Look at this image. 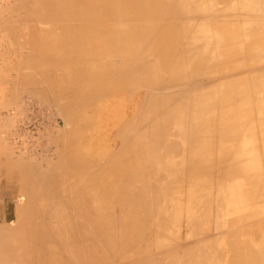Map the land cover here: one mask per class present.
<instances>
[{"label":"bare ground","instance_id":"obj_1","mask_svg":"<svg viewBox=\"0 0 264 264\" xmlns=\"http://www.w3.org/2000/svg\"><path fill=\"white\" fill-rule=\"evenodd\" d=\"M16 2L26 12L15 13V21L33 25L42 21V24L51 27L55 24L57 30L63 33L60 35H64L62 38L64 40L60 41L57 39L59 30L54 34L56 38L52 34L54 27L52 33L48 31L49 34H46L43 28L51 30V27L40 29L42 25L38 23L40 25L37 27L40 26L39 30L43 31L42 34L36 24L32 25L36 27L38 33L40 32L39 34L44 35L41 38L42 36L37 33L41 41L45 36L50 35L54 37V41L57 40L55 41L57 45L62 43L64 47L72 49L76 46L74 49L78 47L77 50L91 49L93 55L92 58L89 57L91 59L98 57L100 62L98 60L99 64L96 66L88 56L86 58L85 55L84 58V50L77 51L82 53L77 55L78 53L73 49L74 55L71 56L75 57L76 54L78 58L73 60L71 57V62L67 64L70 66V76L59 77L53 70L57 78L46 76L44 79L43 76L42 81L38 76L36 77L39 72L38 66L41 65L30 64L32 61L29 54L27 55L26 51L22 53L26 56H22L25 58L21 60L24 64L19 62L21 66L20 64L18 66L21 69L24 65L25 69L29 70L27 77L30 79L28 78V83L22 81V77L26 76L25 73L18 83L26 82L29 86L26 83L20 85L31 87L30 90L32 87L34 90L41 89H37L38 92L45 94L44 97L51 100L57 108L54 109L57 112L61 110L65 114L68 125L66 122L63 123L67 126H64L63 134L60 136V140L63 138L64 142H62L64 148L61 149V156L59 150H56L61 160L57 158L58 161L55 159L54 163L49 160L51 165L45 164L49 166L47 168L42 164L43 168L40 169L42 172L37 169L41 167L39 161L38 165H35L37 168L31 167L39 171L35 172L38 174L35 176L34 186L29 185L33 183L29 174L31 181L27 177V170L30 168L26 169L25 165H13L26 171L19 174L21 177V180L18 179L19 187L21 186L20 189L24 191L21 192L23 197L19 202L22 209L23 206L29 209L26 211L23 209L24 212L16 214V218H19L16 222L0 224V264H264V230L262 223H259L264 220L262 170L264 168L261 164L263 162L261 155H255L260 152L258 135L260 134V139L263 136L260 132L264 133V130L256 131L258 125L261 127L260 122L263 120L261 116L264 117V108L261 107L264 106V90L259 89L263 91L260 96L259 92L255 94L254 87H252L253 92L252 89L249 90L251 80L245 85V81L248 80V74L245 72H242V79L239 78L243 68L257 66L264 60V0H16ZM222 2L224 4H220ZM7 7L9 9L10 6ZM7 7L3 8L7 9ZM18 25L21 26L20 23ZM26 25L31 27L30 24ZM22 26H24L22 30L28 35L29 27ZM34 36L30 35L37 41ZM50 39L48 44L53 40ZM20 43H24L22 39ZM28 44L37 45H34L35 42ZM23 45L21 47L27 46L25 49H30L29 45L25 46V43ZM60 48L57 49L59 52ZM32 49L31 47L30 50ZM51 49L50 52L46 51L49 52L46 53L48 56L53 54ZM63 49L66 48H62V51ZM248 49L249 53H246ZM251 49L256 52L251 54ZM67 51L69 49L64 52ZM30 53L32 54L30 57L35 58L34 52ZM69 53H67L68 58H70ZM249 55L250 57L246 58ZM27 56L30 63L25 64ZM39 56L43 55H38L37 58ZM48 56L43 57L48 60ZM55 57L54 53L53 58ZM39 58L38 62H42L43 60ZM47 60L46 63H49ZM51 60H55L52 59V55L48 61ZM46 63L43 64L48 65ZM65 63L56 69L65 67ZM53 64L51 62L50 66ZM263 67L261 68L264 70ZM261 68L258 67L255 73L258 72L259 75ZM48 72L45 71L46 75L49 74ZM249 74L255 76L254 73ZM263 74L264 71L261 75ZM243 77L247 80L244 81ZM15 78L17 81V76ZM16 81L13 83L17 84ZM257 83L254 82L251 86L253 84L260 86ZM245 86H249V89L246 90ZM113 88L116 93L111 94V97L109 91ZM34 90L32 91L35 92ZM37 90L34 95L37 94ZM259 90L257 88V91ZM14 91L12 92L16 94ZM108 93L111 98L115 95L113 98L116 99L115 102L111 98L110 101L109 96L105 97ZM34 95L26 98L25 109L18 115L16 126L11 131V139L19 155L26 151L29 152L28 156L42 154L41 158L48 160L54 155H49L54 149L51 138L57 132L59 136L62 131L60 130V134V131H57L60 122L56 119L57 112L54 116L55 111L50 108L52 104L48 101L50 104L48 106L43 101L47 99H41L43 101L41 102L36 100ZM96 95L104 96L109 102H114L113 104L108 102L111 108L116 105L113 111L114 122H107L108 118L106 119L107 124L112 123L109 127L111 129L109 131L111 134H108L109 140L106 138L105 141L104 138L107 137L105 135L103 139L99 136L100 140L106 142L105 149L103 148L98 155L95 153L96 157L81 153L82 156L80 152H84V146L80 148L79 153L77 147L81 144L78 141L81 138L83 140L84 137L80 140L78 138L77 147L75 137L78 135H76L77 130L84 128L85 124L78 129L73 124L77 126L82 124L79 121H82L83 116L86 115L85 109L87 110L93 103L94 106L99 104L97 99L99 97ZM94 98L98 101L96 104L93 102ZM126 98H130V102ZM105 102L108 105L107 101ZM100 104L104 105V101ZM102 107L107 109L105 105ZM118 107H122V110ZM131 107L134 108V112L129 111ZM254 107L259 111L260 119L256 117L259 123L257 126L254 116L251 118ZM102 109L104 112L100 114L105 115V109ZM95 112L92 113L96 114ZM110 114L113 113L110 112L107 116ZM103 115H99L100 118L103 119ZM97 117H90L97 120V124L91 122L95 124L93 130L97 125L100 129L104 125V123L98 124L100 119ZM105 118L101 121H105ZM110 118L108 120L112 119ZM107 124L105 123L104 126L106 127ZM105 129L100 130V135L102 133L103 136ZM85 130L87 131V128ZM98 130L96 128V131ZM106 130L109 133L108 128ZM91 131L92 129L90 133ZM47 134L50 141L46 140ZM87 134L86 132L84 135L91 138ZM81 135L83 136L82 133ZM4 139H2L3 143ZM263 139L264 137L261 140ZM90 140L87 139L84 143ZM97 141L95 140L94 143ZM252 141L255 144L249 147ZM256 143L258 146H255ZM102 145H97L98 149L102 148ZM202 145L204 147L209 145L203 151L210 150L211 155L206 152V157L204 156L200 148ZM95 147L93 148L96 150ZM160 147H165L166 149H163L171 154L179 151L178 157L181 158H177L176 153L175 158L178 160H173L174 154L170 158L167 152L162 154L164 150L159 149ZM215 147L221 150L219 155L225 153L220 156L222 161L213 157L217 156L214 153H218L216 151L213 153ZM91 149L92 147L89 150ZM157 150H161L162 155L156 153ZM198 150L199 153L202 152L200 153L202 157L199 156L200 154L197 155ZM238 150L243 151L229 159V156ZM150 152L154 155L147 157L146 153ZM164 155L173 160L172 164H164L169 162L163 157ZM45 156L48 157L44 158ZM236 158L239 161L235 162ZM214 159L222 164L228 161V165L223 167L224 164L220 166L217 163L218 167L217 164L212 163ZM155 161L159 164L155 163L158 166L156 171H151L153 172L151 175L152 173L147 172L146 168H152L151 164ZM216 166L218 172H215ZM6 169L10 176L15 175L10 173L8 168ZM17 171L16 169L14 172L17 173L16 176L19 173ZM161 179L166 181L167 188L170 187L168 190L171 188L174 190L176 186H180L177 188L180 190H176L177 192L174 190L175 194L170 190L173 195L169 196V193L165 195L164 192L168 190L163 187ZM30 186L31 190L28 189ZM27 199L37 203L29 201L27 205ZM241 200L251 203L250 212L234 214L233 218L228 220L226 218L223 221L217 220L226 215V211L216 212L218 207L226 210H233V207L240 209L238 201ZM171 201L178 205H173ZM210 201L216 203L212 206ZM185 207H187L186 213ZM173 210L175 215L170 220L172 216L169 215ZM214 210L216 213L214 217L217 218L212 220L215 223L210 221V214ZM203 222L208 223L209 226L199 229V223ZM211 223H213L212 228ZM212 231L217 235L215 239L217 241L213 240L215 245L219 246L216 253L211 250L218 249L213 241L211 244ZM167 232L176 233L174 236L172 233L169 236L168 233L169 240L173 238L174 241L168 240ZM224 244L225 246L231 244L230 250H225ZM243 244H246V247ZM207 246L209 248L204 251L202 248ZM220 247L224 248L220 249ZM208 249L212 252L210 253ZM228 251L231 254H227ZM229 255L231 257H228Z\"/></svg>","mask_w":264,"mask_h":264},{"label":"rangeland","instance_id":"obj_2","mask_svg":"<svg viewBox=\"0 0 264 264\" xmlns=\"http://www.w3.org/2000/svg\"><path fill=\"white\" fill-rule=\"evenodd\" d=\"M221 1H222V0H221ZM9 2H10V3H9ZM14 2H15L16 4H15ZM238 2H240V1H238ZM0 3H1V4H0V21H1V23H0V94H1V95H0V100H1V101H0V135H1V136H0V137H1V138H0V141H1V142H0V213H1V212H4L5 214H7V217H6V216H5V217H0V224H4V225H5V224H8L9 221H12V223L16 222V220L19 219V218H16L17 215H18V213L20 214V212H24V210L26 211L27 209H29V208H26V206H23V209H24V210L22 209V207H20V206H22L21 203H20V202H21L20 200H21L22 197H23V196H21V195H23V193H21V192H24V191H23V189H20L21 186L19 187V180H21V177H19V176H20L21 173L24 171V169L21 168V167H16V166H18V164H19L20 166H24V165H25L24 167H25V168L27 167L26 169H28V168L32 169V170H31L32 173H30V171H29L30 169L27 170V171L29 172V173L27 172V177H28V180H29V181H31L30 179L32 178V182H33V183H31V184L29 183V185L34 186V179H35V176L38 174V173H35V172L37 171V169H38L39 171H41L40 169H42L43 166H45L44 168L49 167V166H46L45 164L49 163V164L51 165V163H52L55 159H56L57 161H58V159L61 160V157H60L61 154H62V150H61V149H63L64 146H63V144H62V142H63V138L61 137V138H62V139H61L62 141H61V140H60V136L63 134L64 128L68 125L67 122H66L67 120H66V118H65V116H64L65 114L62 113L61 110H59L61 113H60L59 111L57 112V110H56L57 108L54 107L55 105L52 104L51 100H48V98H45V97H44L45 94L42 95L40 91H39V92H40V95L38 94V93H39L38 90H41V89L37 88V89H38V90H37V89L35 88V90H34L33 87H32V89L30 90L31 87H25L24 85H20V84H25L26 82H27V83L29 82V81H28V78H29V77H27V73H29V70L27 71V70L25 69V66H24V65H22V67L24 66V68L21 67V69H20V67H19V66H21V64H24L23 61L21 62V60H22V58H23V60L25 59L24 57H22V56H25V54H22V53H24V52L26 51L25 53H27V55L29 54L28 56H29V58H30L31 61H32V62L30 63V60L28 59V56H27L26 60L24 61L25 64L29 62L30 64H32V63H36V65H41V66H42V67H41V66H38V68H39V72H38V73H39V74L37 73V75H36V77L38 76V77H39L38 79H41L42 81H43V78H44L43 76H45L44 79H46V76L49 77V78H53V77H54V78L56 79L57 77H56V75L54 74V72H55V73L57 74V76H59V77H61V76H63V75H65L66 77H67V75L70 76V75H69V74H70V72H69V71H70V70H69L70 66L67 65V64H69L68 62H71V57H72L73 60H74V58H75V59L78 58V57H76V54H75V57L71 56L72 54L74 55V50H76V53H78L77 55H79V54L81 55L82 53H79V52H82V51L84 50V51H83V56H84V58H85V55H86V58H88L89 56L92 58V55H93V54H92V52H91V49H88V48L86 49V48H85V49H80V50H81V51H80V50H77L78 47H77V49H74L76 46H74V47L72 46L73 49H74V50H73V49L70 48V47H68V48H67L66 46L64 47L63 45H61L62 43H60V45L58 44L59 47H61V48H60L61 51L59 52V51H58V50H59V49H58L59 47H58V45H57V42H56V44H55V41H57V40L54 41V39H53L54 37H53V36H50V35H49L48 37L45 36L46 39H45V37H44V39H42L43 41H41L40 38H39L38 35H37L38 31H40V30H39L40 26H39V28H38L37 25H40V24L42 25L40 29H42V27H45V28H46V27H51V26H48V24H42V23H43L42 21H40V22H36V23H35L36 25H35V24H34V25L38 28V31H37V29H35L36 27H33V26H34L33 24H31V23H26V22H25V23H22V22H19V21H18V22L20 23V25H21V26H19V25H18L19 23H18L17 21L14 20V14H15V13H16V14H17V13H18V14H19V13H24V12H26V10H25V9L23 10L22 8H20V6L17 5L18 2H16V0H1ZM5 3H6V4H5ZM13 3H14V5H13ZM229 3H230V2H229ZM9 4H10V5H9ZM220 4H224V3L222 2V3H220ZM12 5H13V6H12ZM2 6H3V7H4V6H6V7H7V6H10V7H9V9H8V7H7V9H6V8H3ZM19 8H20V9H19ZM12 9H13V10H12ZM18 9H19V10H18ZM12 11H13V12H12ZM19 11H20V12H19ZM1 14H2V15H1ZM8 14H9L10 16H9ZM3 15H4L5 17H4ZM4 18H5V19H4ZM9 18H10L11 20H10ZM241 18H242V17H241ZM243 18H244V17H243ZM246 18H247V17H246ZM246 18H245V19H246ZM258 19H261V18L258 17ZM2 20H3V22H2ZM14 21H15V22H14ZM16 22H17L18 24H17ZM9 23H10V24H9ZM12 23H13V25H12ZM15 23H16V24H15ZM38 23H40V24H38ZM5 24H6V25H5ZM14 24H15V25H14ZM26 24H28V25L30 24L31 27L27 26ZM7 25H8V28H7ZM22 25H25L26 27H29L30 30L28 29V33H27L29 36L26 35V34L24 33L25 31L22 30V28L24 27V26H22ZM32 25H33V26H32ZM4 26H5V27H4ZM15 26L18 27V28H15ZM32 27H33V28H32ZM53 27H54V28H53ZM10 28H11L12 30H11ZM14 28H15V29H14ZM20 28H21V29H20ZM52 28L54 29V33H52V31H53ZM55 28H56V29H55ZM8 29H10V30L8 31ZM34 29H35V30H34ZM47 29H49V30H47ZM32 30H34V31H32ZM46 30H47V31H46ZM58 30H59V29H58ZM58 30H57V27L55 26V24L52 25L51 30H50V28H46V29L43 28V31H44L46 34H49V32H50V33H52L53 35L55 34V32L57 33ZM15 31H16V32H15ZM41 31H42V30H41ZM41 31H40V32H41ZM43 31H42V32H43ZM48 31H49V32H48ZM59 31H60V32H58V34H59L60 38H61V39L64 38V35H60V34H63V33L61 32V30H59ZM20 32H21V33H20ZM31 32H33V33L35 32V33L33 34V33H31ZM40 32H39V33H40ZM42 32H41V33H42ZM29 33H30V34H29ZM39 33H38V34H39ZM19 34H20V36H19ZM22 34H24V35H22ZM42 34H43V33H42ZM42 34H39V35L42 36ZM46 34H45V35H46ZM52 34H51V35H52ZM58 34H57V36H58ZM30 35H31V36H34V35H35L34 37H36V40H37V41H35L33 37H30ZM36 35H37V36H36ZM262 35H263V34H262ZM21 36H22V37H21ZM27 36H28V37H27ZM41 36H40V37H41ZM43 36H44V35H43ZM43 36H42L41 38H43ZM54 36H55V35H54ZM59 36L57 37V39H59L60 41H63L64 39L61 40V39L59 38ZM15 37H16L17 39H15ZM37 37H38L39 39H38ZM26 38H28L29 40L26 39ZM47 38H48V39H47ZM50 38H52L53 40L51 41L50 44H48V43L50 42V40H51ZM55 38H56V36H55ZM262 38H263V37H262ZM21 39H22V43H23V42L25 43V46H26V44H27V45H29L28 48L31 49V47H32L34 50H33V49H32V50H30V49H25L27 46H26V47H21V45L24 46V45H23L24 43H23V44L20 43V42H21ZM23 39H25L27 43H26L25 40H23ZM30 39H31V40H30ZM32 39H33V40H32ZM16 40H17V42H18L19 44H18L17 42H15ZM39 40H40V41H39ZM45 40H47V41H45ZM11 41H12V42H11ZM28 41H29V42H28ZM32 41H34L35 44H34V42H32ZM38 41H39V43H38ZM13 42H14V43H13ZM47 42H48V43H47ZM28 43H33L34 45L37 44L36 46H38V45H39V46H38V47H36V46H32L31 44H28ZM40 43H41V46H43V48L46 47V48L48 49V47H50V46L52 47V49H51V47L48 49L49 52H50V49H51V52H53V54H51V55H52V59H53V60L55 59V60H54L55 62L51 60L52 64L54 63L52 66H50V65H51V62L48 61V60H50L51 55L49 54L50 57L47 55L49 52H46V51H48V50H47L46 48H44V49L41 48ZM42 43H43L44 45H42ZM58 43H59V41H58ZM54 44H55L56 46H55ZM54 46H55V47H54ZM62 46H63V47H62ZM252 46H253V45H252ZM57 47H58V48H57ZM23 48H24V49H23ZM36 48H37V50H36ZM40 48H41L42 50H41ZM53 48H55V49H53ZM56 48H57L58 50H57ZM62 48H66V49H63V51H62ZM38 49H40L42 52H41L40 50H38ZM68 49H69V51H73V53H72V52L69 53V51L64 52L65 50H68ZM70 49H72V50H70ZM261 49H262V47H261ZM20 50H21V51H20ZM53 50L59 52L60 54L57 53V52H54ZM251 50H252V49H251ZM18 51H19V52H18ZM27 51H28V52H27ZM31 51L34 52V53H33V57L35 56V58H37L38 55L48 56V60H47L46 57L39 56L40 58H39V57H38V58L41 59V60H43V61H42V62H41V61L38 62V61H39L38 58H37L36 60H35V58H31V57H32V54L30 53ZM77 51H79V52H77ZM85 51L90 52V53H87V52H86V54H85ZM39 52H40L41 54H40ZM44 52H45V53H44ZM254 52H256V51H254V49H253L252 52H251V54H253ZM263 52H264V50H263ZM263 52H262V53H263ZM35 53H36V54H35ZM37 53H38V54H37ZM42 53H43V54H42ZM46 53H47V54H46ZM54 53H55V56H56L55 58H53ZM64 53H65L66 55H65ZM67 53H69L68 55L70 56V58H68ZM246 53H249V49L246 51ZM21 54H22V55H21ZM30 54H31V57H30ZM44 54H45V55H44ZM61 54H62V55H61ZM63 54H64V55H63ZM58 55H59V56H58ZM61 56H63V58H62ZM65 56H66V57H65ZM87 56H88V57H87ZM25 57H26V56H25ZM41 57H43V58H41ZM80 57H82V56H80ZM90 57H89V59H91ZM249 57H250V55H249V56H246V58H249ZM58 58H59V59H58ZM61 58H62V59H61ZM65 58H66V59H65ZM67 58H68V60H67ZM82 58H83V57H82ZM93 58H94V59H91L90 61H91V62L93 61V63L95 62V65L98 66V64H99V62H100V58H98V57H97L98 59H97L96 57H93ZM95 58H96V59H95ZM64 59H65V62H67V63H65V62L63 61ZM33 60H34V61H33ZM45 60H47V62H49L50 64H49V63H46ZM56 60L58 61V63H56V62H57ZM95 60H97V61H95ZM98 60H99V62H98ZM35 61H36V62H35ZM59 61H60V62H59ZM62 61H63V62H62ZM19 62H21V64H20ZM43 63H44V64L46 63V64H48V65H44ZM59 63H61V64H59ZM64 63H65V67L62 66L63 68L56 69V68H58V67H61V65L64 64ZM18 64H20V65L18 66ZM55 64H56V65H59V66H56ZM54 65H55L56 67H55ZM263 65H264V60H262L260 63H258L257 66H253V65H251V67L243 68V69L241 70V74H242V75H239L240 77L238 76L239 78L242 79V76H243V73H242V72H245V73L248 74V75H247L248 80H247L245 77H243V78H244V81H245V80L248 81V83H246L247 81H245V85L249 84V80L252 81V79L255 78V79H253V81L255 80L254 82H258L259 84H258V83H257V84L260 85L261 87H260V86H257V85L254 86L255 84H253V86H251V84L254 83L253 81H252V82L250 81V84H249L250 89H249V86H245V87H247L246 90H248V89L251 90L252 87H254L253 89H255V91H256L255 94H257V92H259V96H260V94L262 95V92H263V91H260V90H264V84H263L264 82H263V83L261 82V81H264V80H263V76H264V74L261 75L262 72L264 71V70L261 68V67H263ZM43 66H44L45 68H44ZM46 66H47V69H46ZM48 66H50L51 69H52V67H53V68L55 67L54 69H52V72H53V70H54L53 74H52V72H51V69H50ZM258 67L261 68V69H260L261 71L259 72V75H258V72L255 73V71H258V69H257ZM48 68H49V69H48ZM263 68H264V67H263ZM18 69H19V70H18ZM22 69H23V70H22ZM44 69H45V70H44ZM254 69H256V70H254ZM40 70H41V71H40ZM55 70H56V71H55ZM59 70H60V72H59ZM262 70H263V71H262ZM18 71L20 72V74H19ZM45 71H46V72L49 71V72H48V73H49V74H48L49 76L46 75L47 73H45ZM57 71H58V72H57ZM65 71H67V72L65 73ZM43 72H44V75H43ZM250 72H251V73H254L255 76H254V77L251 76V74H249ZM25 73H26V76H25V77H22V76L25 75ZM40 73H41V75H42L41 78H40V76H41ZM50 73H51V75H50ZM59 73H60V75H58ZM245 73H244V76H246ZM17 74H18V75H17ZM235 74H236V73H235ZM53 75H54V76H53ZM252 75H253V74H252ZM16 76H17V81H16V78H15ZM51 76H52V77H51ZM256 76L258 77V80H257V81H256V78H257ZM12 77H13V78H12ZM18 77H19L20 79H19ZM21 77H22V81H23V82L26 81L25 83H23V82H22V83H18L19 81L21 82ZM238 77H237V78H238ZM252 77H253V78H252ZM9 78H10V80H9ZM14 78H15V79H14ZM23 78H25V79H27V80H25V79H23ZM250 78H252V79H250ZM261 78H262V79H261ZM13 79H14V80H13ZM29 79H30V78H29ZM6 80H8L9 82H8V81L6 82ZM15 81L17 82V84H16V83H13V82H15ZM260 82H261L262 85L260 84ZM8 83H9V84H8ZM27 83H26V84H27ZM4 84H5V85H4ZM13 84H14V85H13ZM26 84H25V85H26ZM18 85H19V86H18ZM27 85H28V84H27ZM39 85H40V84L38 83V86H39ZM13 86H14V87H13ZM20 86H23V87H20ZM28 86H29V85H28ZM18 87H19V88H18ZM11 88H13V89H11ZM22 88H23V89H22ZM24 88H25L26 90H25ZM28 88H29V90H28ZM257 88H258V90H259L260 88H261V89H260L259 91H257ZM4 89H5V90H4ZM16 89H17V90H16ZM20 89H22V91H20ZM114 89H115V88H113V90H114ZM253 89H252V92L254 91ZM14 90H15V91H14ZM27 90H28V91H27ZM32 90H34L35 92H33ZM36 90H37V94L34 95V94L36 93ZM113 90H112V91H111V90L109 91V93L111 92L110 95L113 94V93H116L115 90H114V91H113ZM12 91L16 92L17 95H16L15 93H13ZM31 91H32L33 93H32ZM124 91L126 92V90H124ZM124 91H123V92H124ZM250 92H251V91H250ZM12 93H13V94H12ZM109 93H108L105 97L108 98ZM263 93H264V92H263ZM14 94H15V95H14ZM18 94H21V95L19 96ZM121 94H122V93H121ZM127 94H128V93L126 92L125 95H127ZM26 95H27V97H26ZM30 95H34V98H35V99L37 98L36 100H38V101H41V102L44 101V103L47 104L48 106L50 105L49 103H51L52 105H50V108L52 107L51 110H52L53 112L55 111V112L53 113L54 116H55V113H56V112L59 113V114L56 113V119H57V120L59 119L58 121L60 122V125H59V128H58L57 131H60V130H61V131L63 130V131H62V133H61V131L59 132V134L61 133L59 136H58V132L54 135L53 138H56L55 140H54L53 138H51V140H53V141L51 142V143H52L51 145H52V146L54 145V149H55V151H54V149L52 150V152H51L49 155H51V154L53 155V154H54V155H53V158H48V160H47V158H46V157H48V156H45V157H44V158H46V159L41 158V157H42V154H41V156H40L39 154H36L38 157L35 156V154H34V156L31 155V156H33V157L28 156V155H29V152H26V151H23V152L26 153V154L23 153V154L19 155V151L17 150V148L15 147V144H14L13 140L11 139V131H13L14 128H15V126H16L17 119H18V115H20V114L23 113V111H24V109H25L24 107L26 106L24 102H26V98H28V96H30ZM37 95H39V96H37ZM41 95H42V96H41ZM122 95H123V94H122ZM15 96H16V97H15ZM257 96H258V95H257ZM39 97H43V98H39ZM46 97H47V96H46ZM96 97H99V98H100V100H99V98H97L98 101H99V104L97 103L98 101H96V99H95ZM96 97L94 98L95 101L93 100V102H95V104L97 103L98 105L96 104V106H94V103H93V105L91 104L92 106L90 105V106L87 108V110L85 109V112H84V113H85L86 115L83 114V115H85V116H83L82 121H79V122H82V124L80 123V125H78V126H77L76 124H73V125L76 126L77 129H78V127H81V125H84V124H85V125H84V128H85V129L87 128V131H86L83 127H82V128H83V131H81L82 128H79V129H80L79 131H81V132H79V131L77 130L76 135H77V134H78V135L75 137V144H76V147H77V144H78L79 142L81 143V144H78L79 146L77 147L78 153L81 151L80 148H82V146H84V152L81 151L80 154H81V153H84L83 155H87V154H88V156L91 154V155H90L91 157H94V156L96 157V154H95V153H97V155H98L99 152L101 153V152L103 151V148L105 149L106 146H104V145H106V142L100 140V137H99V136H101L102 139H103L105 136H107V137H105L104 139H105V141H106V138H108V140H109V135L111 134V133L109 132V131H111V129H110L109 127L112 126V125L110 126V124H112V123H110V124L108 123V124H107V122H108V121H109V122H110V121L114 122V121H113V119H114L113 116H114V113H115V112H113V111L115 110V107H116V105H114L115 107H114V108H111V104H113V103L115 102V100H116V99H113V98H115V95H113V98H111L112 95H111V97L109 96V100H110V101H111V99L114 100L113 103H112V102H109L107 98L105 99L104 96H103L104 98L101 97V95H99V96L96 95ZM5 98H6V99H5ZM8 98H9V99H8ZM10 98H11L12 100H11ZM23 98H25V99H23ZM102 98H103V100H102ZM110 98H111V99H110ZM39 99H40V100H39ZM41 99H47V100H43V101H42ZM126 99H127V101L129 100L128 102H130V98H129V99L126 98ZM2 100H4V101H2ZM258 100H259V98H258ZM258 100H257V101H258ZM48 101H49V103H48ZM103 101H104V105L107 106V109H109L108 111H107V109H105L106 107H102V106H104V105L101 106L100 103H101V102L103 103ZM105 101H107V104H108V105L105 104V103H106ZM108 102L111 103V104H109ZM259 102H260V106H261V100H260ZM15 103H16V104H15ZM22 104H23V105H22ZM257 104H259V103H257ZM257 104H256V105H257ZM109 105H110V106H109ZM256 105H255V106H256ZM263 105H264V102H263ZM93 106H94V107H97V108L94 109ZM100 106H101V108L98 109V107H100ZM253 106H254V105H253ZM21 107H22V108H21ZM90 107H91V108H90ZM256 107H257V106H256ZM261 107H262V109L264 108V106H261ZM261 107H259V108H261ZM54 108H56V109H54ZM102 108L105 109V112H106L107 114H106V113H104L105 115L100 114V113L104 112V110H103ZM118 108H119V107H118ZM88 109H89V110H88ZM92 109H94V110H92ZM119 109L122 110V107L119 108ZM119 109H118V110H119ZM252 109H254V110L252 111V112H254V114H252V112H251V115H252L251 118L254 116V119L256 120L255 123H256V126H257V125L259 124V123H258V119H260V118L258 117V115H259V111H258L257 108L255 109V107L252 108ZM98 110H99V112H98ZM131 110H133V112H134V108L131 107V108L129 109V111H131ZM90 111H91V112H90ZM95 111H96V112H95ZM109 111H110L111 113H113V114H110V116L112 115V117H113V118L111 117L112 119L110 118V116H107V115H109V113H110ZM92 112H95L96 114L99 113V114L96 115V114H94V113H92ZM97 112H98V113H97ZM108 112H109V113H108ZM255 112H257L258 114L255 113ZM91 113H92V114H91ZM59 115H60V116H59ZM62 115H63V116H62ZM99 115H103V116H104V117L102 116L103 119L100 118ZM255 115H256V116H255ZM95 116H96V117L99 116V117H97L98 119H100V120H98V121H99L98 124H100V125H103V123H104V125H105V123L107 124L106 127L108 128V132H109V133H107V130H106L107 128H106L104 125H103V127L101 126V127H102L101 129H103V128L105 129V128H106V129H105V132H106V133L104 132L105 134L103 133V136H102V133H101V135H100V130H101V129L98 128V125H97L96 128L99 129V130L96 131V128H94V130H93L92 127H93V126L95 127V124H97V120H96L95 118H92V119H91L90 117H95ZM106 116H107V117H106ZM12 117H13V118H12ZM16 117H17V118H16ZM85 117H87V118L85 119ZM88 117H89V118H88ZM105 117H106V118H105ZM256 117H258V119H256ZM8 118H9V119H8ZM104 118H105V121H101V120H104ZM107 118H108V119L110 118L111 120H108ZM251 118H249V119H251ZM261 118H263V120H261V122L259 121L261 127H259V125H258L257 128H256V131H259V129H260V131H261V130H264V129H263V126H264V117L261 116ZM10 119H11V120H10ZM87 119H88V121L90 120L89 122H90V124H92L91 126H90L89 122L86 121ZM106 119H107V122H106ZM83 120H85V121H83ZM91 120H92V121H91ZM95 120H96V121H95ZM245 120H246V118H245ZM61 121H62V122H61ZM100 121L102 122V124H101ZM262 121H263V122H262ZM65 122H66L67 125H64ZM83 122H84V123H83ZM91 122H93V123L96 122V123L93 125V123H91ZM63 123H64V124H63ZM86 123H87V124H86ZM78 124H79V123H78ZM262 124H263V126H262ZM61 125H62V126H61ZM88 125H89V126H88ZM100 125H99V127H100ZM64 126H65V127H64ZM62 127H63V128H62ZM88 127H89L90 129H89ZM258 127H259V128H258ZM4 128H5V129H4ZM60 128H61V129H60ZM91 129H92V131H91V133H90V130H91ZM109 129H110V130H109ZM5 130H6V132H5ZM84 130H85V132H84ZM189 130H190V129H189ZM3 132H5L6 134L3 133ZM9 132H10V133H9ZM86 132L88 133V134H87L88 137L91 136V138L89 137L91 140L85 136V135H86ZM92 132L97 133V135L94 136V135H93L94 133H92ZM101 132H103V130H102ZM189 132L191 133V131H189ZM189 132L187 133L188 135H189ZM7 133H8L9 136L7 135ZM81 133L83 134V136L81 135ZM260 133H261V135H263V136H261L260 139H259V135H260V134H259V132L257 133V134H259V135H258V142H259V143L257 142V143L259 144V146H258L257 143H256L257 145H255V146H258V147H259V148H258V147H257V148H258V150H260V152H257V153L254 152V153H255V155H259V156L261 155V157H260V158H261V162L263 161L261 164H262V168H264V167H263V166H264V165H263V164H264V150L262 151V148L264 149V143H263V140H264V139L261 140L262 137H264V133H263V131H261ZM262 133H263V134H262ZM79 134H80L81 136H80ZM84 134H85V135H84ZM89 134H90V135H89ZM91 134H92V135H91ZM108 134H109V135H108ZM104 135H105V136H104ZM3 136H4V137H3ZM57 136H58V138H57ZM47 137H48V134H47V136H46V140H49V141H50V138L48 139ZM81 137H84V139L82 140ZM85 137H86V139H85ZM92 137H94V138L96 137V138H95L96 141H97V138L99 137V138H98V141H97L96 143H94L95 140H93L94 138L92 139ZM189 137L191 138L190 135H189ZM4 138H5V139H4ZM78 138H79V140H80V138H81V140L78 141ZM249 138H250V137H249ZM253 138H254V137H253ZM2 139H4V143L2 142V141H3ZM9 139H11V140H9ZM57 139H58L59 141H58ZM87 139L90 140V141H89L90 143L88 142L89 144H88V143H84V142L87 141ZM254 139H255V138H254ZM56 140H57V141H56ZM84 140H85V141H84ZM108 140H107V142H108ZM189 140L191 141V139H189ZM250 140H251V139H250ZM260 140H261V141H260ZM77 141H78V143H77ZM91 141H93V142H91ZM100 141H101V143H99ZM253 141H254V140H253ZM253 141L251 142V144H249V145H250L249 147L254 146L255 142H254V144H253ZM53 142H54V143H53ZM59 142H60V143H59ZM102 142H103V143H102ZM56 143L61 144V145H59V146H62V148H59V149H58L59 146H58ZM63 143H64V142H63ZM92 143H93V146H92ZM98 143H99V144H98ZM104 143H105V144H104ZM55 144H56V145H55ZM90 144H91V145H90ZM96 144H97L98 146L103 144V145H102V148L98 149V146H97ZM2 145H3V146H2ZM5 145H6V147H5ZM11 145H12V146H11ZM85 145H86V146H85ZM87 145H88L89 147H88ZM1 146H2V147H1ZM80 146H81V147H80ZM94 146L97 147L96 150H97L98 152L93 148ZM206 146H207V145H206ZM206 146L204 147V146L202 145V147H200V148L202 149V150H201V149H200V150L203 152L204 156L206 155V154H205L206 152L209 153V151H210V150H209V151H208V150L203 151V149L208 148L209 145H208L207 147H206ZM215 146H216V145H215ZM55 147H57V148H55ZM91 147H92V149L89 150ZM96 147H95V148H96ZM100 147H101V146H100ZM189 147H190V142H189ZM203 147H204V148H203ZM15 148H16V149H15ZM85 148H86L87 151L85 150ZM161 148H162V149H161ZM163 148H165V147H160V148H159V149H161V150H164L163 152H162L161 150H159V151L157 150L156 153L159 152V155L161 154V152H162V154H165V152L168 153V151L165 150L166 148H165V149H163ZM260 148H261V149H260ZM4 149H5V150H4ZM93 149L95 150V151H94V155H92V154H93V152H92ZM218 149H219V148L215 147V148H214V151H213V153H214L215 151L218 152V153H214V155L216 154L217 156H213V154H212V156H213V157H216V159H219L220 156L222 157L223 155H225V153L223 154L222 152H221V153H222L223 155H222V154L219 155V152H220L221 150H218ZM2 150H3V151H2ZM6 150H7V151H6ZM8 150H9V151H8ZM56 150H57V151L59 150L60 156L58 155V152H57ZM60 150H61V151H60ZM82 150H83V149H82ZM88 150H89V152H88ZM101 150H102V151H101ZM200 150L197 151V155H199L200 153H202V152L199 153ZM217 150H218V151H217ZM16 151H17V152H16ZM241 151H243V150H238L237 152H234L233 154H231V155L229 156V159H231V157L233 158L237 153H240ZM261 151H262V152H261ZM1 152H2V153H1ZM56 152H57V153H56ZM87 152H88V153H87ZM91 152H92V153H91ZM178 152H179V151H177V152L174 151V153H172V154H171V153H168V154H169V157L172 158V156H173V154H174V156H173V160H174V159H177V158L180 159L181 157H178V156H180V154H178ZM210 152H211V151H210ZM245 152H246V151H245ZM245 152H242V153H245ZM4 153H5V155H4ZM167 153H166V154H167ZM176 153H177V158H175V157H176V156H175ZM179 153H180V152H179ZM262 153H263V154H262ZM7 154H8V155H7ZM30 154H31V153H30ZM146 154H147V157H148V155H149V156H150V155L152 156L153 152L146 153ZM162 154H161V155H162ZM168 154H167V155H168ZM195 154H196V152H195ZM195 154H194V155H195ZM209 154L211 155V153H209ZM226 154H227V153H226ZM52 155H51V156H52ZM81 155H82V154H81ZM83 155H82V156H83ZM153 155H154V154H153ZM171 155H172V156H171ZM188 155H189V153H188ZM197 155H196V156H197ZM218 155H219V156H218ZM51 156H50V157H51ZM57 156H58V157H57ZM199 156L202 157L203 155L201 156V154H200ZM207 156H209V155H207ZM19 157H20V159H19ZM27 157H29V158H27ZM163 157L167 158L166 155H164ZM205 157H206V156H205ZM262 157H263V159H262ZM5 158H6V159H5ZM24 158H25V159H24ZM30 158H31V159H30ZM57 158H58V159H57ZM170 158H167V160H168L169 162H164V161H165V160H164V161H163L164 164H169V163L172 164V161H173V160L171 161ZM160 159H161V157H160ZM163 159H164V158H163ZM216 159H214V160L212 161V163H214L215 165H216L217 163H219L220 166H222V165L224 164L223 167H224L225 165H226V166L228 165V161H225V162H223V164H222V162H220V161H222V160H221L222 158H220V161L217 160V162H216ZM17 160H18V161H17ZM21 160H22V161H21ZM26 160H27V161H26ZM30 160H31L32 162H31ZM34 160H35V161H34ZM49 160L51 161V163H50ZM167 160H166V161H167ZM177 160H178V159H177ZM177 160H175V162H176ZM4 161H5V162H4ZM6 161H7V162H6ZM10 161H11L12 163H11ZM20 161H21V162H20ZM24 161H25V162H24ZM29 161H30V162H29ZM38 161H39V164H40L39 166H41L42 164H44V165L41 166L40 168H39V167H38V168L36 167V166L38 165V163H37ZM45 161H47V162H45ZM48 161H49V162H48ZM160 161H161V160H160ZM170 161H171V162H170ZM218 161H219V162H218ZM234 161H235V162H236V161H239V159L236 158V159H234ZM18 162H19V163H18ZM26 162H27V163H26ZM28 162H29V163H28ZM40 162H43V163H40ZM54 162H56V161H54ZM54 162H53V163H54ZM156 162L159 164L158 161H155V162H153V163L151 164V166L153 165L155 168H153V166H152V168H151V167H150V168H146V171H147V172H151V171L154 172V171H156L157 166H158V165H155ZM177 162H178V161H177ZM215 162H216V163H215ZM226 162H227V164H226ZM20 163H21V164H20ZM33 163H34V165H33ZM157 163H156V164H157ZM173 163H174V162H173ZM14 164L16 165L15 167L13 166ZM49 164H48V165H49ZM170 164H169V165H170ZM10 165H11V166H10ZM35 165H36V166H35ZM5 166H6V168H8V171H10V169H12V168L14 167V168H13L14 171L11 170L12 172L10 171V173H13V174H15V175H14V176H12V175L10 176V174H9V172H7V169L5 168ZM9 166H10V167H9ZM12 166H13V167H12ZM32 166L35 167V168H37V169L34 170V168H31ZM217 166H218V164H217ZM217 166H216L215 172H218V167H219V166H218V167H217ZM2 169L6 170L5 173H4V170L2 171ZM16 169L19 171L18 176H16L17 173H14V172H16ZM21 169H22V170H21ZM148 169H150V170L148 171ZM151 169H153V170H151ZM224 169H225V168H224ZM262 170H263V173H264V169H262ZM18 171H17V172H18ZM20 171H21V172H20ZM39 171H37V172H39ZM2 172H3V173H2ZM24 172H26V171H24ZM41 172H42V171H41ZM153 172H151V173H152L151 175H153ZM261 172H262V171H261ZM19 174H20V175H19ZM28 174L30 175L31 178L28 176ZM223 174H224V173H223ZM223 174H222V175H223ZM9 176H10V177H9ZM13 177H14V178H13ZM17 177H18V178H17ZM260 177H262V176L260 175ZM161 178H163V177H161ZM12 179H13V180H12ZM18 179H19V180H18ZM258 179H261V178H258ZM263 179H264V178H263ZM163 180H164V179H161L160 182L162 183V185H163V187H164V186L166 185V181H165V180L163 181ZM7 181H8V182H7ZM12 181H13V182H12ZM5 182H6V183H5ZM16 183H17V184H16ZM164 183H165V184H164ZM32 184H33V185H32ZM153 184H154V183H153ZM158 184L161 185L160 183H158ZM31 186H30L28 189L32 188ZM171 186H172V185H171ZM175 186H176V184H175ZM175 186L173 185L172 187L175 188ZM165 187H166V186H165ZM166 188H167V187H166ZM169 188H170V187H168L166 190H168ZM177 188H180V186H179V187L176 186V188H175L174 190H175V191H176V190L179 191L180 189H177ZM28 189H27V192L29 191ZM21 190H22V191H21ZM30 190H31V189H30ZM170 190L172 191L171 193H174V192H175L174 190H172V188H171ZM170 190H168V192L165 191L164 194H165V193H169L170 195H169V194H167V195H169V196L173 195V194L170 193ZM217 190H218V189H217ZM173 191H174V192H173ZM30 192H31V191H30ZM176 192H177V191H176ZM176 192H175V193H176ZM175 193H174V194H175ZM28 194H29V193H28ZM165 195H166V194H165ZM20 196H21V197H20ZM31 198H32V197H31ZM31 198H29V199H31ZM29 199H27V200H28L27 205L29 204V201H30V202L32 201L33 203H34V202L37 203V201H33V200H29ZM172 199H173V197H171V200H172ZM213 200H215V199L213 198ZM19 201H20V202H19ZM18 202H19V203H18ZM210 202H211L212 206L216 203V201H210ZM263 202H264V201H263ZM33 203H31L32 206H33ZM171 203H172L173 205H178V204H176V203L173 202V201H171ZM238 203H239V205L241 206L240 209H236L235 207H233V210H231V209H227V210H226V209H224V208H222V207H218L216 212L226 211V215L223 216V217H221V218L214 217V216L216 215L215 210H214L213 213H215V214L212 215V214H213L212 212H211V214H210V217H211V218H210V221H211L212 219L214 220V218H215V220H216V218H217V220H221V221H223L224 218H226V219L228 220V219L233 218V215H234V214H242V213L245 214V213H247V212H250V210H251V203H250V202L245 201V200H241V201H238ZM31 204H30L29 206H31ZM16 205H17V206L19 205L18 208H17ZM217 205H219V204H217ZM217 205H216V206H217ZM29 206H27V207H29ZM24 207H25L26 209H25ZM214 209H215V208H214ZM18 210H19V212H18ZM20 210H22V211H20ZM174 211H175V210H173V211L170 212L169 217L172 216L170 220H172L173 216L175 215V212H174ZM186 211H187V207L184 208V212H185V213H186ZM6 212H8V213H6ZM16 214H17V215H16ZM211 215H212V216H211ZM9 218H10V220H9ZM170 220H169V221H170ZM213 220H212V222L215 223V221H213ZM210 221H209V222H210ZM259 223H262V225H263V230H264V220L261 221V222H259ZM17 224H18V222H17ZM207 225L209 226L208 223H206V222L204 223V222H203V223H199L198 226H199V229H200V228L206 227ZM210 227H211V228L213 227V223L210 224ZM192 231H195V230H192ZM212 232H213V231H212ZM168 233H169V236H170V233H172V232H167V237H168ZM174 234L176 235V233H174ZM174 234L172 233L173 236H174ZM263 234H264V232H263ZM179 235H180V234H179ZM181 235H182V234H181ZM212 235H213V236H212ZM212 235H210V237L212 236V237H211V238H212V239H211V244H213V243H212L213 240H214V241H217V240H215V239H216V236H217L216 233L214 234V232H213ZM171 237H172V236H171ZM171 237H170V238H171ZM198 237H200V236H198ZM214 237H215V238H214ZM204 238H205V237H204ZM200 239H201V238H200ZM154 240H155V239H154ZM168 240H169V237H168ZM169 241H170V240H169ZM172 241H174L173 238H171V241H170V242H172ZM197 241H198V239H197ZM214 241H213V242H214ZM153 242H155V241H153ZM156 242H157V241H156ZM166 243H169V242L166 241ZM166 243H165V244H166ZM196 243H197V242H196ZM217 243H218V242H216V244H217ZM153 244H156V243H153ZM200 244H201V243H200ZM209 244H210V242H209ZM246 244L249 245L248 243H246ZM246 244H243V245H245L244 247H246ZM214 245H215V242H214ZM214 245H212V246H214ZM215 246L218 247V249H217V248H214L215 250H214V249H211V250H213L214 253H216V250H219V246H217V245H215ZM215 246H214V247H215ZM224 246H225V244H224ZM230 246H231V244H227V246H225V248H224V247H220V249H223V248H224L225 250H226V249H227V250H230V248H231ZM229 247H230V248H229ZM207 248H209V247L207 246V247H204V248H202V249L205 251V249H207ZM228 248H229V249H228ZM247 248H248V246H247ZM245 249H246V248H244V250H245ZM209 250H210V249H208V251H209ZM196 251H198V253H199V250H198V249H197ZM200 251H201V250H200ZM201 252H203V251H201ZM209 252L211 253L212 251H209ZM228 252H229V251H228ZM227 254H231V252H229V253H227ZM226 256H227V255H226ZM228 257H231V255H229ZM228 257H227V258H228ZM229 259H230V258H229Z\"/></svg>","mask_w":264,"mask_h":264},{"label":"crops","instance_id":"obj_3","mask_svg":"<svg viewBox=\"0 0 264 264\" xmlns=\"http://www.w3.org/2000/svg\"><path fill=\"white\" fill-rule=\"evenodd\" d=\"M6 213H8V212H6ZM5 216L7 217V214H5L4 212L0 213V217H5Z\"/></svg>","mask_w":264,"mask_h":264}]
</instances>
